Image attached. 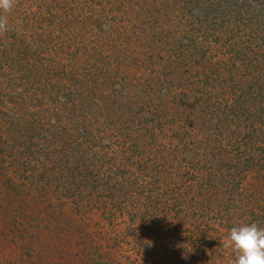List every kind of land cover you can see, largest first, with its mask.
<instances>
[{
  "label": "trees",
  "instance_id": "1",
  "mask_svg": "<svg viewBox=\"0 0 264 264\" xmlns=\"http://www.w3.org/2000/svg\"><path fill=\"white\" fill-rule=\"evenodd\" d=\"M15 1L0 176L108 219L127 209L140 256L161 218L193 227L200 253L213 230L264 228V0H29L28 21ZM39 201L32 227L52 222ZM185 242L166 245L171 264L192 262Z\"/></svg>",
  "mask_w": 264,
  "mask_h": 264
},
{
  "label": "rangeland",
  "instance_id": "2",
  "mask_svg": "<svg viewBox=\"0 0 264 264\" xmlns=\"http://www.w3.org/2000/svg\"><path fill=\"white\" fill-rule=\"evenodd\" d=\"M27 1L29 0L22 1L21 9L27 7V4L32 5L31 1ZM17 2L15 1L18 5ZM27 9L31 14V18L28 14L25 19L28 21L32 19V6ZM5 15L8 22L18 20L11 13ZM6 175L15 181L10 182L3 175L0 176V264H91L88 258L97 259V263L102 264L106 257H110L112 261L109 264H171V254L164 252L166 245L171 246L175 238L176 242L186 239V244H181L191 251L190 264H232L234 259L233 252L220 243L224 238L217 230L211 231L212 240L204 242L206 250L200 253L193 249V240L188 234L194 231L193 227L182 228L174 222L175 226H171L168 231L162 218L161 230L158 222L144 224L142 227L141 232L148 236L146 242L149 241L151 246L147 252L145 249L141 251L140 256L134 249L137 230L129 229L132 228V221L128 218L127 209L122 217L113 216L108 219L94 204L77 208L58 195L40 197L32 192V184L24 175L12 176L13 173L10 172ZM5 191L15 192L16 195H10L11 200L6 201L8 196L3 195ZM35 199L40 200L38 205L45 214L50 215L48 217H51V223L34 220L32 227L30 213L32 214V202L35 203ZM57 229L58 233L54 231ZM220 231L224 233V229ZM202 239L204 238L197 240L203 241ZM70 251L75 256L68 254ZM99 253H103L104 257L100 259Z\"/></svg>",
  "mask_w": 264,
  "mask_h": 264
},
{
  "label": "clouds",
  "instance_id": "3",
  "mask_svg": "<svg viewBox=\"0 0 264 264\" xmlns=\"http://www.w3.org/2000/svg\"><path fill=\"white\" fill-rule=\"evenodd\" d=\"M15 0H0V33L8 30V18ZM234 254L232 264H264V228L256 223L241 224L230 229L221 242Z\"/></svg>",
  "mask_w": 264,
  "mask_h": 264
}]
</instances>
